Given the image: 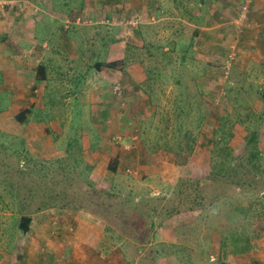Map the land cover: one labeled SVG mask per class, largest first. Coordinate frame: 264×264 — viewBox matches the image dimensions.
<instances>
[{
    "label": "rangeland",
    "instance_id": "rangeland-1",
    "mask_svg": "<svg viewBox=\"0 0 264 264\" xmlns=\"http://www.w3.org/2000/svg\"><path fill=\"white\" fill-rule=\"evenodd\" d=\"M0 2V264H264V172L248 163L258 132L264 167V28L250 14L254 0ZM119 60L123 71L94 68ZM41 62L63 64L65 82L37 81ZM83 74L94 80L85 89ZM214 131L242 161V178L212 174L227 158L211 153ZM190 135L186 156L178 143ZM182 188L202 201L171 215ZM111 191L131 201L103 219L95 201ZM153 208L164 224L135 256L129 229L141 231L139 210Z\"/></svg>",
    "mask_w": 264,
    "mask_h": 264
},
{
    "label": "trees",
    "instance_id": "trees-1",
    "mask_svg": "<svg viewBox=\"0 0 264 264\" xmlns=\"http://www.w3.org/2000/svg\"><path fill=\"white\" fill-rule=\"evenodd\" d=\"M7 40V38H5ZM4 39V40H5ZM1 42V40H0ZM104 66H107L109 68L112 69H118L123 71L126 67V61L125 60H119V61H112L110 63H97L95 65L94 68H98L99 70H101ZM43 78H46V68L44 65L39 66V70H38V79L43 80ZM31 114V109H24L22 110L19 115H18V119L20 122H26L29 115ZM199 120H202V117H200ZM198 126H202L201 124H198ZM185 126L182 125L180 123V127H179V135L186 134L185 130ZM215 135H214V139L211 140V144L214 145V150L211 152L212 154H216L218 153L219 155H225L227 158L221 160L218 164L214 165V171H212V174H214V176L216 178L221 177V178H229L231 176H229V174L232 173V175H234L235 173L242 178L241 175V171H240V166L242 164V161H238L236 158L234 159L232 156L231 152H227L228 150L231 151L233 150L231 148V146H229L226 142L227 140L224 138H217L218 136V132L214 131ZM187 135V134H186ZM186 140L185 143L183 142H179L178 143V147L180 149L179 152H182L184 154H186V156H189V154L193 151L194 148V143L197 142L196 137L193 138L192 135L187 136V138H184ZM194 142H192L191 141ZM260 142H261V137L258 134V132H255L251 135L250 141L248 142L249 146L251 147L250 149V157L248 159V163L254 167L255 169H257V172H259L261 170V172H264V167H262L261 165L259 166V158H260ZM208 141L206 142L204 140V142L201 143V146L203 147L204 150H206L209 145H208ZM112 166H111V171L112 172H117V168H118V164L120 162V154L116 155L115 157L112 158ZM80 162V160H79ZM244 166V165H243ZM240 167V168H239ZM187 182L185 183V185L189 186L191 185V181L190 179L186 180ZM200 181H197V184H199ZM235 185H240L241 183H237L236 180L234 181ZM102 192H97L95 195L97 194H101ZM179 196V203L177 205H175L173 207V209L170 210L171 215H173L172 213L176 212V214L184 212V211H180L177 210V208H179V206L182 205H188V204H192V208H194V206L198 203H200L202 201V197L200 192L196 193V189L195 191L192 189L190 192L188 193H184L183 188L182 191L180 190V193H178ZM104 198L107 199L108 201H105V203L99 202V201H95V206L98 207L100 209V213H101V217L106 218V219H111L113 218L115 215H118L117 213V203H121V202H127V201H131L130 199H126L127 201H123L121 197H119L118 194H116V192L111 191L108 192L107 194H104ZM53 199H49V201L47 202L49 205H53L52 203ZM152 201L154 199H151ZM134 201V200H132ZM45 202L43 205L40 206V208L45 206ZM176 209V211H175ZM139 212L143 215V219H142V223H141V231H137L135 229H129V231H132L134 233H136L135 235L132 236L133 241L135 240L136 245L133 246L134 247V254L136 255H140L143 252V247L140 244L144 243V242H148L149 240L151 241L150 237H148V233L150 231V235L151 233L155 230V228L157 226H160L162 224H164L162 221V213L159 212V208H153L148 210L147 212L141 211L139 210ZM99 215V214H98ZM171 215H168L166 217H164V220H167ZM158 218V220H157ZM32 217L30 215H24L20 217V227L23 233H28L30 230V225L32 223ZM157 220V221H156ZM156 221V223H155ZM132 227V226H131ZM163 228V227H162ZM162 228H158L162 229ZM127 230V228L125 229ZM163 230V229H162ZM110 231V230H109ZM119 239V238H118ZM125 244V243H124ZM161 247V246H160ZM124 253H125V249H129L126 244L125 246L120 248ZM159 247L156 248V253L158 255V257H161L162 255H160L161 251L158 250ZM163 249V248H162ZM240 252H245L247 250V247H245L244 249H240ZM128 252V251H127ZM236 253H239V251H235ZM131 253V251H130ZM130 253H127L128 256H130ZM126 254V253H125ZM127 257V256H126Z\"/></svg>",
    "mask_w": 264,
    "mask_h": 264
},
{
    "label": "crops",
    "instance_id": "crops-1",
    "mask_svg": "<svg viewBox=\"0 0 264 264\" xmlns=\"http://www.w3.org/2000/svg\"><path fill=\"white\" fill-rule=\"evenodd\" d=\"M227 1H231V0H227ZM199 11H200V9H198ZM256 11L258 12V16L257 15H255V13H256ZM250 14H251V16H253V21L254 22H256L255 20H257V23H260L261 25H262V27L264 28V0H254V5H253V7H252V10L250 11ZM254 16H256L255 17V19H254ZM22 22H24V24H26L28 21H26V20H24V21H22ZM221 28V26H217V27H213V29L214 30H216V31H212L211 29H205L204 27H201L200 28V30L202 29V30H206L207 32H205V33H208V32H217V33H219V32H221V31H223L224 30V28H222V29H220ZM227 28V27H226ZM210 30V31H209ZM261 32H263L264 33V29H263V31H260V33ZM21 33H22V35H21V37H23V38H25L24 40H26V29L25 28H22V30H21ZM29 37H30V35H29ZM1 39V38H0ZM14 39V38H13ZM15 40V39H14ZM18 45L20 46V45H22L21 44V40H19L18 42ZM23 46V45H22ZM44 46V48H47L48 47V45H46V44H44L43 45ZM47 46V47H46ZM2 46L0 45V48H1ZM63 49L65 50V52H67V47H66V45H65V47L63 46ZM26 49L24 48V51H23V53H26ZM62 53H64V51L62 52ZM68 54V53H67ZM25 57H26V55L25 54H23ZM21 58V57H20ZM19 58V60L21 61L22 59H20ZM71 58H72V60H74V56L73 55H71ZM121 58V57H120ZM6 64H8V63H6ZM41 65H44L45 66V68H46V78L44 79L43 78V80H40V79H38V70H39V66H41ZM56 65V69H55V73L56 74H52L53 73V70H54V66ZM62 65L63 64H61V63H54V62H51V63H48V65L47 64H45V63H39L35 68H34V72H35V79L38 81H40V83H42V82H44V85H47V83L48 82H50V83H53V82H55V83H62V82H65V80H66V78H65V76H66V74H65V72H64V68L62 67ZM96 69V71L97 70H99L98 68H95ZM119 71H121V70H119ZM58 74H60L61 76H58ZM84 75H86V74H83L82 75V77H80V79H79V81L80 80H82L83 81V86H84V89L85 88H87L88 87V84H89V82H93L94 80L92 79V77H89V76H87V77H85ZM24 77V75L23 74H19L18 73V75H9V80L11 81V79L13 80V81H15L16 83L17 82H19L20 80H21V78H23ZM65 78V79H64ZM144 79H146V77L144 78ZM140 81H143V79H141ZM81 86V85H80ZM44 87H46V86H44ZM84 89H80V90H82V94H81V97L82 98H80V96H79V99L80 100H77L78 99V96H76V100L77 101H80L82 104H85L87 101L85 100V99H89V95H86V92H85V90ZM16 90L17 89H12L11 91H9V92H11L12 94H14V93H16ZM65 91L66 92H70L71 91V89H70V87H67L66 86V89H65ZM23 109H30V108H27V107H24ZM15 264H20V262H15Z\"/></svg>",
    "mask_w": 264,
    "mask_h": 264
},
{
    "label": "built area",
    "instance_id": "built-area-1",
    "mask_svg": "<svg viewBox=\"0 0 264 264\" xmlns=\"http://www.w3.org/2000/svg\"><path fill=\"white\" fill-rule=\"evenodd\" d=\"M0 4H1V2H0ZM246 7H247V5H246Z\"/></svg>",
    "mask_w": 264,
    "mask_h": 264
}]
</instances>
